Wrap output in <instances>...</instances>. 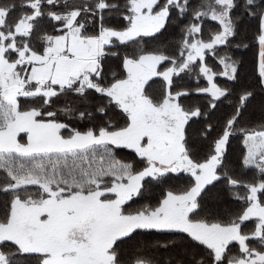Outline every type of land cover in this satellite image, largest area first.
I'll return each mask as SVG.
<instances>
[{
    "label": "snow or ice",
    "instance_id": "snow-or-ice-1",
    "mask_svg": "<svg viewBox=\"0 0 264 264\" xmlns=\"http://www.w3.org/2000/svg\"><path fill=\"white\" fill-rule=\"evenodd\" d=\"M0 264H264V0H0Z\"/></svg>",
    "mask_w": 264,
    "mask_h": 264
},
{
    "label": "trees",
    "instance_id": "trees-1",
    "mask_svg": "<svg viewBox=\"0 0 264 264\" xmlns=\"http://www.w3.org/2000/svg\"><path fill=\"white\" fill-rule=\"evenodd\" d=\"M230 109H228L227 106V102H225L223 105H221V112L217 113V116H220L223 112L229 111ZM236 142H233V147H232V155L230 156V160H232L233 162L236 159V156L238 155V149L236 148Z\"/></svg>",
    "mask_w": 264,
    "mask_h": 264
}]
</instances>
